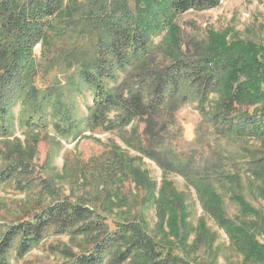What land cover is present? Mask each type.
Masks as SVG:
<instances>
[{"label":"trees","instance_id":"trees-1","mask_svg":"<svg viewBox=\"0 0 264 264\" xmlns=\"http://www.w3.org/2000/svg\"><path fill=\"white\" fill-rule=\"evenodd\" d=\"M219 5L220 0H0V142L9 147L3 152L8 166L0 180L11 179L18 167L29 164L14 138L16 105L30 111L29 118L44 120L50 114L58 137L67 139L78 130V103L70 96L90 90L91 129L111 132L141 122L147 141L144 146L140 141L139 151L164 172L181 175L195 188L204 212L238 250L247 259L264 262V245L246 223L238 225L228 218L214 185L216 181L239 189L248 177V183L257 184L264 193V147L259 152L247 151L249 161L241 173L236 166V172L214 165L197 171L193 164L161 156L165 153L151 146L165 137L159 129L161 116L174 120L191 100L218 136L264 142V47L228 43L221 37L202 45L198 53L182 51L176 18ZM162 31L166 35L157 46L154 36ZM37 46L45 64L55 62L64 72L74 71L75 76L61 89L58 85L41 91L36 86L41 70L35 58ZM217 93L221 97L214 111H206ZM132 177L137 186L150 191L137 170ZM44 187L50 193L47 206L0 234V264H9L13 250L18 259L24 258L51 231L59 235L71 231L72 238L86 237L92 242V248L81 254L63 250L64 264H103L106 254L112 256L109 264H192L181 251L189 235L185 200L172 185L161 189L157 204L161 220L168 217L169 235L176 245L157 241L139 221L117 224L112 231L85 204L61 197L47 184ZM146 199L155 200L149 193ZM232 200L242 218L264 219V213L241 194L234 193Z\"/></svg>","mask_w":264,"mask_h":264},{"label":"rangeland","instance_id":"rangeland-1","mask_svg":"<svg viewBox=\"0 0 264 264\" xmlns=\"http://www.w3.org/2000/svg\"><path fill=\"white\" fill-rule=\"evenodd\" d=\"M67 6L70 9L71 1ZM176 24L185 53H198L202 45L221 37L228 43L252 42L264 47V0H220L215 9L179 15ZM165 35L166 31L155 35V45H161ZM41 54V46H37L35 58L41 64L36 79L39 90L45 91L58 85L61 89L68 78L75 76L74 71L64 72L56 68L55 62L45 64ZM91 95L92 92L86 89L79 96L72 92L70 97L78 103V130L67 139L58 137L50 114L39 120L38 116L29 118L30 111L20 104L14 108V138L19 140L18 150L23 152L24 161L29 164H25V168L18 167L11 179L0 180V234H4L12 224L32 217L47 206L50 196L44 187L47 184L61 197L85 204L104 218L112 231L117 224L139 221L157 241L165 240L176 245L175 238L169 235L168 217L161 220L157 204L161 189L170 184L185 200L189 235L181 251L188 261L192 264H264L247 259L238 250L225 230L204 212L195 188L181 175L164 172L156 162L139 151L140 141L143 146L147 141L141 122L111 132L91 129L88 121ZM220 97V94H215L206 111H214ZM159 125L160 132L166 134L159 143H151L153 149L165 153L161 156L193 164L197 171L214 165L215 169L220 168L224 172H236L233 170L236 166L244 173L249 161L248 152H259L264 147V142L258 140L243 141L218 136L207 124L203 113L198 111L194 100L182 107L174 120L168 115L161 116ZM11 142L15 143L13 139ZM8 148L0 142V174L8 166L3 153ZM136 170L149 183L150 191L137 186L132 177ZM247 179L244 178L239 189H228L216 181L214 185L224 200L228 218L238 225L240 221L246 223L256 241L264 245V219L242 218L238 205L231 201L234 193L241 194L255 210L264 213V193L258 190L257 184H249ZM148 193L153 194L154 201H147ZM92 246L86 237L72 238L71 231L62 235L51 231L24 258L18 259L13 250L8 260L9 264H64L63 250L81 254ZM111 259L112 256L106 254L103 264H109Z\"/></svg>","mask_w":264,"mask_h":264}]
</instances>
